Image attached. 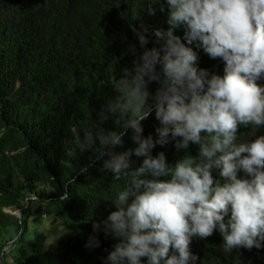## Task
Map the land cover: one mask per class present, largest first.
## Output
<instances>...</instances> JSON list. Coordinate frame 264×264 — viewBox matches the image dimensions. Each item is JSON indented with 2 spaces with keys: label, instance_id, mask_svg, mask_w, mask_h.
Returning a JSON list of instances; mask_svg holds the SVG:
<instances>
[{
  "label": "clouds",
  "instance_id": "9594fccd",
  "mask_svg": "<svg viewBox=\"0 0 264 264\" xmlns=\"http://www.w3.org/2000/svg\"><path fill=\"white\" fill-rule=\"evenodd\" d=\"M154 3L167 8V29L154 30L163 43L147 48L134 30L143 51L130 46L132 66L78 141L90 165L101 162L113 181L126 178L110 199L115 210L92 224L117 241L104 264H197L193 238L214 232L225 252L264 248V134L240 132L264 128V0ZM181 28L183 37L175 34ZM200 49L223 63V74L198 65ZM153 113L155 138L143 127ZM110 118L114 129L103 127ZM129 132L134 146L117 151ZM170 141L177 149L198 145V153L174 164L163 151L152 154ZM133 157H143L139 166ZM99 244L91 235L85 247Z\"/></svg>",
  "mask_w": 264,
  "mask_h": 264
},
{
  "label": "trees",
  "instance_id": "16d2710c",
  "mask_svg": "<svg viewBox=\"0 0 264 264\" xmlns=\"http://www.w3.org/2000/svg\"><path fill=\"white\" fill-rule=\"evenodd\" d=\"M166 20V6L161 12L154 0H0V264H104L117 241L92 224L115 210L110 199L126 178L113 181L101 162L90 165L78 141L132 66L130 46L143 51L135 31L146 35L145 47H160L154 30H166ZM197 52L200 67L223 74L219 59ZM158 126L153 113L144 135L155 138ZM103 127L115 125L110 118ZM240 132L247 138L264 128ZM130 136L117 151L134 146ZM160 151L174 164L197 155L198 145L177 149L170 141L152 154ZM132 159L139 166L143 157ZM91 235L99 247H85ZM221 244L218 232L193 238L197 264H264V248L225 252Z\"/></svg>",
  "mask_w": 264,
  "mask_h": 264
},
{
  "label": "rangeland",
  "instance_id": "374dc122",
  "mask_svg": "<svg viewBox=\"0 0 264 264\" xmlns=\"http://www.w3.org/2000/svg\"><path fill=\"white\" fill-rule=\"evenodd\" d=\"M6 212H7L8 214H11V215L17 217V218H20V217H21L19 211H18V212H13V211H11V210H6Z\"/></svg>",
  "mask_w": 264,
  "mask_h": 264
},
{
  "label": "water",
  "instance_id": "95a60500",
  "mask_svg": "<svg viewBox=\"0 0 264 264\" xmlns=\"http://www.w3.org/2000/svg\"><path fill=\"white\" fill-rule=\"evenodd\" d=\"M20 215L22 216V213L20 212Z\"/></svg>",
  "mask_w": 264,
  "mask_h": 264
}]
</instances>
